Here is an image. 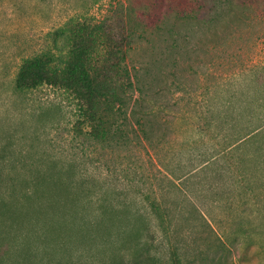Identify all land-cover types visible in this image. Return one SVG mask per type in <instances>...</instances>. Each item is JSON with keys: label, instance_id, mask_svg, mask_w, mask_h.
I'll list each match as a JSON object with an SVG mask.
<instances>
[{"label": "rangeland", "instance_id": "1", "mask_svg": "<svg viewBox=\"0 0 264 264\" xmlns=\"http://www.w3.org/2000/svg\"><path fill=\"white\" fill-rule=\"evenodd\" d=\"M213 4L203 17L197 0H0V264H264V131L225 149L233 127L264 124V0ZM70 20L132 37L127 62L159 93L150 156L91 140L70 92L18 88L23 60L62 47ZM185 29L195 97L180 94Z\"/></svg>", "mask_w": 264, "mask_h": 264}, {"label": "trees", "instance_id": "2", "mask_svg": "<svg viewBox=\"0 0 264 264\" xmlns=\"http://www.w3.org/2000/svg\"><path fill=\"white\" fill-rule=\"evenodd\" d=\"M197 1L199 7L205 10L203 17H207V12L210 11L208 3L213 1L211 9L215 12L222 0ZM234 2L235 0L233 4ZM254 4L251 3L250 8ZM74 25L70 20L63 27L62 35L66 30L67 38L62 47L23 60L18 71V88L31 90L46 85L70 92L78 101L81 116L89 124L91 140L117 153L122 151L129 154L136 148H143L149 155L148 147L155 149L154 146H157L153 144V124L158 114L157 105L153 101L154 95L159 93L142 84L139 69L127 62V50L133 44L132 37L115 33L118 30L105 21L98 25L91 24L92 27L85 24L80 26L78 23ZM78 29L85 31L81 38L75 36ZM213 32L217 33L216 30ZM191 33L192 30L188 29L180 32V44H184L180 50V94L195 97L198 88L191 79L192 74L196 73L194 65L189 63L183 69L181 64L183 52L191 58ZM208 91L209 89L207 93ZM263 106L259 104L258 107ZM160 107L164 109L165 106ZM217 107L219 106L213 103L206 105L208 111ZM223 107L234 110L235 105L229 102L223 104ZM201 117L202 114L195 107L180 109V121L185 120L187 131L195 130L196 119ZM233 129L235 132L232 136L226 135V150L234 151L243 145L247 146L261 135L264 124L245 133H240L236 126ZM194 208L197 213L196 223L211 228L204 214ZM223 235L217 234V239L219 245L225 248L226 236ZM214 264L227 263L218 261Z\"/></svg>", "mask_w": 264, "mask_h": 264}]
</instances>
